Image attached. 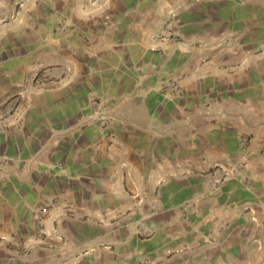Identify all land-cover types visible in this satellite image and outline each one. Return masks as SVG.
<instances>
[{
	"label": "crops",
	"instance_id": "0c3cea01",
	"mask_svg": "<svg viewBox=\"0 0 264 264\" xmlns=\"http://www.w3.org/2000/svg\"><path fill=\"white\" fill-rule=\"evenodd\" d=\"M0 5V264H264V0Z\"/></svg>",
	"mask_w": 264,
	"mask_h": 264
},
{
	"label": "built area",
	"instance_id": "2783aa9c",
	"mask_svg": "<svg viewBox=\"0 0 264 264\" xmlns=\"http://www.w3.org/2000/svg\"><path fill=\"white\" fill-rule=\"evenodd\" d=\"M238 1H245V0H238ZM2 6L0 5V25L8 22L9 20H11L12 18V14L9 13H5L2 12ZM64 23L62 21L58 22V27H60V29H63ZM155 38L157 40H163L166 41L167 43L170 44H176L178 42V34L176 31V21L174 20L173 17L169 18L161 27V29L158 31L157 35H155ZM167 88L170 91H176L177 86L174 83H168L167 84ZM103 108H100V116H101V123L103 124V126L106 123V119L105 117L102 115ZM227 177V173L224 172L223 170H215V172H213L211 174V176L209 177V184L211 186V189H215L217 188L219 185H221L225 179ZM42 212H45V210H42Z\"/></svg>",
	"mask_w": 264,
	"mask_h": 264
}]
</instances>
